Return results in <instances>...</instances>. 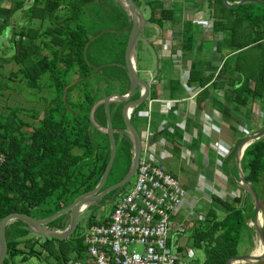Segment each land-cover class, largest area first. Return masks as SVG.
Masks as SVG:
<instances>
[{"label": "trees", "instance_id": "1", "mask_svg": "<svg viewBox=\"0 0 264 264\" xmlns=\"http://www.w3.org/2000/svg\"><path fill=\"white\" fill-rule=\"evenodd\" d=\"M135 1L140 3L139 0ZM206 1L213 14V31L221 32V38L216 40V50L219 52L226 50L222 66L218 70V67H213L199 56L191 21H185L181 27L179 48L183 56H189L192 60L187 84L203 87L197 103L203 106L204 102L213 98L210 89L214 91L222 85L223 89L229 87L230 89L225 90V95L232 107L221 105L218 107L224 114H229L231 108L245 107L248 100H264V7L255 3L228 7L222 0ZM156 2V0H142L140 3L150 8L149 21L157 19L160 23L165 18H174L175 9L157 7ZM23 3L24 0H16L14 6L0 9V31L17 10H21L25 18L30 20L37 18L42 23L47 19L48 24L42 31H39L38 27L19 28L11 34L10 40L14 52L10 60L14 62L15 68L11 69L9 76L4 78L5 82H0V86L18 77L25 82L26 87L36 90L34 94L44 87L49 95L44 97L43 110L31 109V115L38 121L29 134L21 130L23 122L20 120L19 112L24 111L23 109L7 107L5 112L0 113V155H3V161L0 162V219L13 211H25L40 219L47 218L68 206L81 193L93 188L95 186L91 181L93 178L100 180L109 158V139L106 134L91 125L89 110L94 101L111 91L102 94L87 91L82 102H73L70 99V92L82 83L86 86L89 83L92 73L85 57V50L91 42H95L100 37L99 35L123 33L117 55L124 65L122 50L131 27L126 12L115 2L114 8L102 0H31L26 8H23ZM94 6L98 9L95 13L96 17H105L109 20L112 15L122 11L123 21L119 27L106 30L104 34L99 30L93 40L92 37L89 39L86 27L79 17L92 13ZM60 9H65L63 18H59ZM73 20L76 24L71 27L69 21ZM46 38L49 40L47 41ZM45 47L50 49L51 54L41 53ZM250 47H254L253 52L246 58L242 57L241 52ZM66 51H68L67 55H65ZM73 72L77 73L76 80L71 79ZM96 74L100 77L107 76L109 81L111 80V76L109 77L103 66L96 68ZM251 80L252 87L249 85ZM168 84L167 88L171 94L182 93L183 87L179 81L170 80ZM156 94V90L151 88L149 97L155 98ZM113 107L119 108V101L109 103L111 121ZM145 108H147L146 103ZM140 109L138 108V111ZM119 117L122 128L113 127L117 145L115 158L123 146L122 138L131 141L120 113ZM93 118L101 126L106 124L103 102L95 107ZM131 120L133 121V118ZM193 124L200 135L196 134L192 138L190 146H194L200 153L201 142L205 140L209 148L208 152L212 153L208 156L209 163L213 164L216 153L209 146L210 139L201 132V126L197 121ZM154 127L156 129L155 123ZM93 131L105 137L107 153L106 160L102 163H98L100 150ZM156 135L168 136L172 149L177 153L181 152L182 146H187L179 130L171 135L168 131L156 130ZM241 140L238 138L236 144ZM234 150L235 147L226 158L233 157ZM131 157L132 153L124 172L118 176V172L112 174L114 159L107 181L109 178H112L114 183L120 180L130 165ZM125 158L127 155L121 160L122 165L125 163ZM226 158L221 160V165ZM81 163H85L87 171L83 172L80 169ZM241 163L246 180L252 183L255 190L260 188L264 175V134L244 149ZM229 173L234 174L237 182L235 161L234 173L232 170ZM107 181L105 187L113 183H110L111 180ZM77 182L84 187L72 198L75 190L73 185ZM232 185L237 186L236 183ZM260 196L259 193L258 197ZM248 210L241 201L240 195L232 199L223 198L219 194L211 195L208 210L205 209L201 214L202 217L192 222L187 238L190 248L203 252L202 264H225L229 257L238 254L237 246L247 228ZM70 216L71 210H67L49 222L47 227L63 230L69 225ZM94 218L95 216L90 215L88 224L95 223ZM5 232L8 239V255L4 264H10L17 255H22L21 260L24 261L26 256L40 257L42 253H45L44 257H52L56 264H67L69 257L65 250L76 231L68 239L41 236L35 239L36 235L32 228L26 222L15 219L6 225ZM82 241L83 235L78 234L76 242L79 247L74 250L76 258L82 257L86 250Z\"/></svg>", "mask_w": 264, "mask_h": 264}, {"label": "rangeland", "instance_id": "2", "mask_svg": "<svg viewBox=\"0 0 264 264\" xmlns=\"http://www.w3.org/2000/svg\"><path fill=\"white\" fill-rule=\"evenodd\" d=\"M103 2H106L108 6L114 8L116 7L115 3H117L115 0H102ZM140 3L142 0H139ZM262 1V0H261ZM115 2V3H114ZM159 2V1H157ZM195 2V1H194ZM264 2V1H263ZM141 8H145L146 6L143 4H140ZM181 2L179 0H173L171 2L170 8L175 9L176 14H178V11L181 7ZM118 4V3H117ZM119 5V4H118ZM120 6V5H119ZM202 8L206 12V15L212 19L213 14L211 13V9L207 3L206 0H202ZM121 9H123L121 7ZM148 9V8H147ZM179 9V10H178ZM97 7L94 6L92 13H86L81 15L79 18L83 22L84 26L86 27L87 34L91 39L94 40V36L96 32L99 30L102 31L104 34L106 30L116 29L119 27L123 21V13L122 11L118 14H114L111 16V18L108 20L107 18H100L96 17L95 13L97 12ZM58 14H60L59 18H63L65 16V9L58 10ZM175 14V15H176ZM145 17L148 18L149 13L147 10H145L144 13ZM48 24L47 19H44L42 23L39 19L33 18V19H26L24 21V29H30L32 27H38L39 31H42L45 26ZM69 24L71 27L75 26L76 22L75 20L69 21ZM195 31V28L197 31L201 29L199 24L192 25ZM19 30L18 27L15 28V31ZM100 31V32H101ZM196 34V33H195ZM197 38H201L204 35L202 32H199L196 34ZM100 37L95 41L91 42L89 46L86 47L85 50V57L87 61L90 64L92 73L91 79L87 86L85 84H80L79 86H76L71 92H70V99L73 102H82L84 101V93L89 92H95L98 94H102L103 92H115V91H122L126 92L129 88V75L126 67L121 64L119 61L118 55H117V48L120 46L121 41L123 40V33H120L118 35H110V34H104L99 35ZM207 38V37H206ZM216 38V37H215ZM29 39V38H28ZM27 39V41H29ZM48 41L49 39L46 38ZM39 42V41H38ZM209 46L212 45V41H206ZM216 45V43H214ZM214 45V51L216 50V46ZM254 50V47L247 48L241 52L242 57L249 56ZM43 55H49L51 54V51L48 47H45L41 50ZM226 53V50H222L219 52L221 55V59H223L224 55ZM68 54V51L65 52V55ZM216 54V53H214ZM255 55V54H254ZM136 56H137V67L139 69L140 76L146 80H148V73L146 72H153L156 70V73L159 74L161 68H165L170 71L172 68L171 61L164 58H158L156 57L155 52L148 50V52H145V49L141 47V44L139 43L136 47ZM2 64L1 73H0V82H5L4 78L9 76V64H13V68H15L14 62L7 63L5 60ZM217 62V61H216ZM251 62V61H248ZM8 64V65H7ZM218 70L222 66L221 60L217 62ZM100 66H103L105 68L106 73L110 77L107 78V76L100 77L98 74H96V68H99ZM107 68V69H106ZM217 70V72H218ZM217 74V73H216ZM77 73L73 72L71 73V79L76 80L77 79ZM108 81V82H107ZM24 81L20 80L18 77H15L11 81H6V83H3V86H0V113L5 112L7 110V107H20L24 111L19 112L20 120L23 122L21 126V130L25 134H29L33 126L37 124V119L34 118L30 111L31 109H39L43 110L44 105V97L49 95V93L46 91V88H41L38 93H35V89H30L24 85ZM106 83V84H105ZM181 83V81H180ZM250 87L253 86V81L251 80L249 82ZM156 87V96L158 97H166L167 92L162 90V86H159L157 84H154ZM223 87V85H222ZM219 87L220 90L223 88ZM184 88V87H183ZM227 89H230L229 87L224 88L223 90L227 91ZM210 93L215 96L217 95V92H213L210 89ZM138 92H135V95H137ZM220 94V93H219ZM38 97V98H37ZM227 100V99H225ZM215 99L210 98L209 103L210 105L214 104ZM146 101H144L142 104L138 106V108H141L138 111V117L133 118V125L137 129L139 133H141L145 126V114L147 112V109L145 107ZM121 104L122 102L119 101V108H112V121L111 126L115 128H122L121 120L119 117V113L121 114ZM159 106L158 103L153 102L151 107V124L152 126L155 123V120L160 117L159 115ZM231 118L233 119L231 121V127L229 128L228 123L221 125V135H218V139L220 142L231 151L233 147L236 148V140L238 138L243 139L247 137L248 135L259 131L260 129L264 128V100L261 99H251L248 100L245 107L240 108H231ZM42 114V111L40 112V115ZM170 118H172V114L170 113ZM105 126V125H104ZM207 126V125H205ZM210 126V125H209ZM226 131L225 133L222 132ZM214 129V128H213ZM219 130V129H218ZM201 131H203L201 129ZM95 134V138L97 141V145L99 146V153L100 158L98 160V163H102L104 160H106V153L107 149L105 148V137L103 134ZM128 134V132H126ZM175 133V132H174ZM168 132L169 135L174 134ZM189 133V132H188ZM192 134V132L189 133V135ZM197 136L200 135L199 132L196 130L193 131V135ZM165 136V135H164ZM183 137V136H182ZM131 139V138H130ZM166 141V150H168L171 154V158L166 160L164 163L165 167L170 170L171 172L175 173L177 177H179L180 181L182 182V186L187 189V192L190 194L192 199H196V203H192V211H196L197 215L199 216L198 212L204 213L205 209L208 210V203L210 201V197L212 194H219L221 197L225 198L226 194L229 193V199L234 198L235 196L240 195L241 201L245 204V206L249 209L248 210V218H247V228L245 232L242 234V237L239 241V244L237 246V252L238 254H246V253H255V251L258 248L264 247L263 242L258 237L254 223V202L252 199V196L248 193L247 188L243 185H239L238 181L235 182L234 174H230L229 172L234 173V161L235 157H228L223 162V165H221L218 161L213 164H210L207 160V156H211L212 153L208 152L209 148L207 146V143L205 140L201 142V145L203 144V148L201 149V146L199 148L200 153L196 151V148L194 146H190V143L186 142L187 146H183L181 148V152L177 153L172 149V145L170 144L171 141L169 140L168 136L164 137ZM218 140V141H219ZM121 142L123 143V146H121V149L118 151V156L115 158L114 168L112 171V174L117 173V176L124 172V169L126 168V165L130 159V155L132 153V139L129 142L125 138H122ZM210 143V142H209ZM174 145V144H173ZM211 149L214 151V145H210ZM121 150V151H120ZM216 151V150H215ZM214 151V152H215ZM210 153V155H209ZM208 154V155H207ZM127 155V158H125V163L122 165V159L124 156ZM214 155V154H213ZM234 158V159H233ZM204 159V160H203ZM208 162V163H207ZM208 164L205 166V164ZM236 165V163H235ZM242 167V163H241ZM80 169L85 172V163H81ZM237 170V168H236ZM226 172V173H225ZM229 175H228V174ZM136 174L132 176V178L122 187L117 189L116 191H111L110 193L104 195L102 198L96 200L95 202L89 204L87 208L84 210V213L79 217L78 222V228L76 232L73 234L72 239L70 240V243H68V248L65 250V253H67V257L75 258L74 250H76L79 245L76 242V237L79 235H83L85 229L88 225V216H97L100 215L102 217L106 216L112 208L115 206V204L120 200V196L122 193H124L130 185H132L135 181ZM208 178V179H207ZM110 183H114V180L112 178H109L108 181ZM92 184L96 185L98 183L97 179L93 178ZM97 181V182H96ZM107 181V182H108ZM236 183L237 186H235V192H233V186L232 184ZM74 186V191L72 194V198L76 196L78 191L82 190L84 185L80 182H77ZM256 193H260V198L258 197V202L260 205V209L258 214L261 218V226L263 229L264 225V175L262 177V184L260 188H257ZM234 194V196H233ZM257 194V196H258ZM76 198V197H75ZM74 198V199H75ZM73 199V200H74ZM200 210V211H199ZM203 210V211H201ZM188 212L187 207H183L180 210V213L182 216L185 215V213ZM264 234V231H263ZM189 232L186 231L183 234H181L178 239L176 240V243L182 247L180 249V261L182 264H202L204 260V254L200 250L193 249V256L188 257L185 254V251L187 248H189L187 244V238H188ZM42 238L43 236L40 235ZM83 243V241H82ZM258 247V248H257ZM132 248H135L136 250H141L142 247L140 245H134ZM45 253H42L40 257L35 256H26V259L22 261V255H17L13 257L11 260L12 264H53L54 260L52 257H44ZM234 264H264V258L260 261H254V262H243L239 261Z\"/></svg>", "mask_w": 264, "mask_h": 264}, {"label": "built area", "instance_id": "3", "mask_svg": "<svg viewBox=\"0 0 264 264\" xmlns=\"http://www.w3.org/2000/svg\"><path fill=\"white\" fill-rule=\"evenodd\" d=\"M194 23L199 24L201 30L212 29L209 20H197L192 25ZM192 29L194 31L193 26ZM181 54V50L174 51L173 61L179 60ZM202 88L199 85L191 86L189 98H195ZM180 101L175 98H147L146 126L140 133L141 150L135 181L106 216L97 215L94 218L96 222L87 225L83 233L84 254L80 258L69 257L67 264H182L179 251L182 247L176 240L184 232L190 231L192 222L201 218L202 212H198V216L195 210L192 211V203H196V199H192L194 196H190L182 186L179 177L165 167L164 163L169 159L166 141L162 136L157 138L150 116L152 104L157 102L161 114L157 130L170 133L179 130L185 135L188 133L186 119L176 105ZM171 112L179 116L180 121L170 123L168 117ZM137 113L138 106L134 112H130V117L137 118ZM204 119L210 122V126L203 127V134L210 139L211 131L218 130V127L211 122L209 113L205 114ZM192 136L195 135L190 134L184 139L191 141ZM210 145H214L216 150L215 162L221 164L230 150L220 140L210 141ZM201 149H204L203 144ZM207 159L209 162L208 156ZM2 161L3 155H0ZM235 189L233 186L232 191L235 192ZM183 207L188 208L184 216L180 213ZM134 245H140L142 249L132 248ZM184 255L192 257L193 249L187 248ZM53 264H56L55 261Z\"/></svg>", "mask_w": 264, "mask_h": 264}, {"label": "water", "instance_id": "4", "mask_svg": "<svg viewBox=\"0 0 264 264\" xmlns=\"http://www.w3.org/2000/svg\"><path fill=\"white\" fill-rule=\"evenodd\" d=\"M120 7L126 12L127 16L131 21V27L128 32V36L123 45L122 55L124 65L128 71L130 86L126 92H110L108 95L97 99L92 104L89 110V119L90 123L93 127L98 129L100 132L106 134L109 139V158L105 169L100 177L98 183L91 189L81 193L78 195L68 206L64 207L60 211L55 214L47 217V218H37L32 214H29L25 211H13L7 213L0 219V264H4L5 259L8 255V239L6 236V225L15 220L19 219L21 221L26 222L33 230V233L37 236L42 235L43 237L53 238V239H68L77 229L79 217L82 215V211L91 203L96 200L102 198L104 195L110 193L114 189H119L124 186L132 176L135 174L140 150H141V134L137 131L130 117L129 107L136 108L144 101L147 100L150 94V81L142 78L139 73V69L136 63L135 56V45L137 38L141 32H143L147 20L144 17L143 11L141 7L135 0H115ZM222 2L228 6H238L243 3H255L262 7H264V2L261 0H238L236 2H229L228 0H222ZM129 6H127V5ZM135 89L138 91V95L134 94ZM110 101H121V116L124 127L127 129L128 135L132 139V157L130 165L127 171L124 173L122 178L115 183H112L105 187V183L107 181L109 172L113 165L115 156H116V139L113 134L114 128L111 126L110 119V111H109V103ZM104 103V110L106 115V124L105 126H101L97 124L93 118V111L95 107L100 103ZM264 134V128L256 131L247 137L243 138L236 146L234 150L235 163L237 168V178L239 185H243L247 188L248 193L252 196L254 202V223L256 233L258 237L264 244V234L262 226H256L255 222L257 219V215L260 209V205L258 202V196L256 190L252 183L246 180L244 172L241 167V158L244 152V149L251 143L252 141L259 139ZM241 148V150H240ZM86 202V206L82 207V204ZM67 210H71L70 223L63 230H55L47 227V224L55 219L60 214L66 212ZM264 248V247H263ZM264 258V249L261 254L254 253H246V254H237L231 256L227 259L225 264H234L239 261L243 262H254L260 261Z\"/></svg>", "mask_w": 264, "mask_h": 264}, {"label": "crops", "instance_id": "5", "mask_svg": "<svg viewBox=\"0 0 264 264\" xmlns=\"http://www.w3.org/2000/svg\"><path fill=\"white\" fill-rule=\"evenodd\" d=\"M156 1H159L155 3L157 7L163 6L164 8H170L171 2L173 0H156ZM179 1L181 2L180 3L181 7L180 10L178 9L179 10L178 14L175 13L176 15L174 16L173 19L165 18L160 23H158L157 19H154L153 21L148 20L151 11L147 5L145 8H141L143 14L145 13V10H147L149 16L147 18L144 15L147 22L143 32H141L137 38L135 45V56H136V47L140 43L141 47L145 49V52H148V50L155 52L157 60L158 58L161 59L164 58L166 60L169 59L171 61L172 68L170 69V71L163 67L161 68L159 74L156 73V70L153 72H149V71L146 72L148 73L147 77L148 80L150 81V88H154L156 90L154 84H157L159 86H162V90L167 92V96L161 98H175L181 100L179 103H176V105L177 107L179 106L182 116L186 119V129L187 132L189 133L192 132L193 134V131L196 130L194 124L192 125V123H195V121H197V123L201 126V129H203L205 125L209 126L210 122L204 119L205 114L209 113L211 122L214 123L219 129V130L211 131L210 141L214 142L216 140H219L218 137L220 136L218 135H221V125L228 123L229 125L228 127L233 128L230 125L231 121L233 120L231 118L232 113L224 114L223 112L220 111V109H218L220 105L229 108L232 107V104L225 95L226 91H224L223 89L222 90L216 89L213 91V92H217V95L215 96L212 95L217 105L215 103L210 105L209 99L207 100V102L203 103V106L199 105L197 103V98L201 95L202 90L198 93L199 95H197L195 98H189L188 90L191 88V86H194L187 84V81L189 79L190 65L192 61L191 58L189 56L185 57L181 54L179 60L173 61L172 54L174 51L180 50L179 41L182 35L181 27H183V23L185 21H191V23H193L194 21L197 20L206 19L212 22V29L211 30L199 29V31H197V29L195 28L194 31V33L196 34H198L199 32H202L204 34L202 36V39L197 38L196 36L198 35L195 34L199 48L198 54L204 61L208 62L213 67H219V65L217 66V62L220 60L222 62L223 60L221 59V55L219 54V51H214L213 48L215 45L214 43H216V40L221 38V32L215 33L213 31V19H210L206 15V12L202 8V0H179ZM30 3L31 0H24L23 8L28 7ZM15 4H16V0H0V9L10 8ZM26 19L27 18H25L21 10H17L12 14L6 26H4L3 29L0 31V67H2L4 60L5 62L7 61L8 63H12L10 57L13 55L14 49L12 42L10 40V36L15 31L16 27L18 28L24 27V21H26ZM206 41H212V45L209 46ZM136 63H137V56H136ZM9 67H10L9 71H11L13 64L12 65L9 64ZM0 73H1V69H0ZM170 80L177 82L181 81L180 84L184 88L180 95H177L178 92H172L174 94H171V91L167 88L169 87L168 81ZM156 98H158V96H156ZM158 113L160 117L155 120L156 130H157L158 122L161 119V114L160 112ZM171 114L173 113L171 112ZM168 120L170 123H177L178 121H180V117L173 114L172 118L168 117ZM158 131L161 132L160 130ZM201 132L203 133V131ZM222 132L225 133L226 131H223L222 128ZM161 136L165 137L164 135ZM182 136H183L182 140L185 143L188 142L191 144V141L184 139V137L187 138L190 137L188 133H185V135ZM195 136H192V138ZM158 137L159 136H157V138ZM170 144L172 145V143ZM167 153H168V157L171 158L170 152L168 151ZM228 197H229V193L226 194L225 198ZM196 204H198V202H196Z\"/></svg>", "mask_w": 264, "mask_h": 264}, {"label": "bare ground", "instance_id": "6", "mask_svg": "<svg viewBox=\"0 0 264 264\" xmlns=\"http://www.w3.org/2000/svg\"><path fill=\"white\" fill-rule=\"evenodd\" d=\"M127 5V4H126ZM128 6V5H127ZM129 7V6H128ZM134 110H135V108H132V107H129V112H134ZM240 150H241V148H240ZM86 206V202H84L83 204H82V207H85ZM255 225L256 226H260L261 225V218H260V215L258 214L257 215V219H256V222H255ZM258 248V247H257ZM263 247H261V248H258L256 251H255V253L254 254H261L262 252H263Z\"/></svg>", "mask_w": 264, "mask_h": 264}, {"label": "flooded vegetation", "instance_id": "7", "mask_svg": "<svg viewBox=\"0 0 264 264\" xmlns=\"http://www.w3.org/2000/svg\"><path fill=\"white\" fill-rule=\"evenodd\" d=\"M124 67H125V65H124ZM129 86H130V81H129ZM119 91V90H118ZM137 91V89H135V91H134V94H135V92ZM120 92H122V91H120ZM138 92V91H137ZM122 117V116H121Z\"/></svg>", "mask_w": 264, "mask_h": 264}]
</instances>
